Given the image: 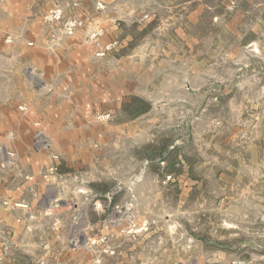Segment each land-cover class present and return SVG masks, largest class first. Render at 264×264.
I'll return each mask as SVG.
<instances>
[{
  "label": "rangeland",
  "instance_id": "374dc122",
  "mask_svg": "<svg viewBox=\"0 0 264 264\" xmlns=\"http://www.w3.org/2000/svg\"><path fill=\"white\" fill-rule=\"evenodd\" d=\"M121 3L109 58L76 93L93 108L0 68V108L62 104L58 143L36 137L60 190L14 193L26 211L0 198V264H264V0Z\"/></svg>",
  "mask_w": 264,
  "mask_h": 264
},
{
  "label": "crops",
  "instance_id": "0c3cea01",
  "mask_svg": "<svg viewBox=\"0 0 264 264\" xmlns=\"http://www.w3.org/2000/svg\"><path fill=\"white\" fill-rule=\"evenodd\" d=\"M96 1L83 0L79 7L67 10L70 15L90 20V25L79 29L74 36L58 41L51 36L50 26L44 21L47 8L55 0H3L0 4V68L9 65L10 71L23 70L28 83L25 87L32 94L47 96L45 89L48 88L61 95L65 93L62 90H66L68 99L63 102L64 105L93 108L91 100L86 97V100L77 99L79 94L76 93L78 89L88 93V82H92L100 62L109 58L98 55V50L107 40L117 36L121 30L119 19L125 22L128 17V12L122 7L123 0H102L107 9L97 16V11H94L92 19ZM99 27L106 30L99 44L87 40L92 29ZM48 103L47 107L23 110L12 107L11 101L8 108H0V198L3 197L6 204L3 209L13 204L23 210L28 207L27 203L14 198V193L30 192L36 187L40 192L50 185L60 190L59 181L57 184L49 183L52 179L49 175V151L36 141L40 131L46 139L50 137L55 145L58 143L55 137L60 117L56 114L62 104L57 103L56 108V101ZM5 163L9 166L7 173L20 181L14 188H10L9 180L2 178Z\"/></svg>",
  "mask_w": 264,
  "mask_h": 264
},
{
  "label": "built area",
  "instance_id": "2783aa9c",
  "mask_svg": "<svg viewBox=\"0 0 264 264\" xmlns=\"http://www.w3.org/2000/svg\"><path fill=\"white\" fill-rule=\"evenodd\" d=\"M80 3V0H72V5L77 6ZM100 6H102L101 2H98ZM45 20L48 23L51 24H57L59 22H63V33L67 36H73L77 33L79 29L84 27L85 22L84 20L79 16H71L68 18H65V12L64 9L59 6H53L48 9L44 16ZM97 33L92 34L93 37H96ZM115 46V42L108 43L104 46V49L100 52L101 54H104L106 51H110ZM23 110H26V108H21ZM42 144V141L40 142ZM46 140L43 141L42 145H46ZM13 155V154H11Z\"/></svg>",
  "mask_w": 264,
  "mask_h": 264
}]
</instances>
